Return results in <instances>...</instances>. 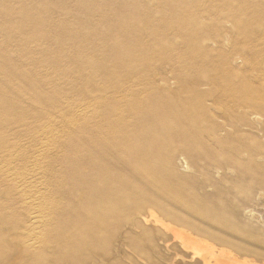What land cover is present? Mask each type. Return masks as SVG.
<instances>
[{
	"label": "bare ground",
	"instance_id": "6f19581e",
	"mask_svg": "<svg viewBox=\"0 0 264 264\" xmlns=\"http://www.w3.org/2000/svg\"><path fill=\"white\" fill-rule=\"evenodd\" d=\"M260 210L264 0H0V264H264Z\"/></svg>",
	"mask_w": 264,
	"mask_h": 264
},
{
	"label": "rangeland",
	"instance_id": "374dc122",
	"mask_svg": "<svg viewBox=\"0 0 264 264\" xmlns=\"http://www.w3.org/2000/svg\"><path fill=\"white\" fill-rule=\"evenodd\" d=\"M163 55L161 56H155L153 55L152 57H149V59L146 60V63L143 65V69H147V68H150V67H154L157 62L159 61V58L162 57ZM171 67L166 64V67H165V70H168L170 71ZM82 103L83 104H87V105H91L92 101L87 99V98H84L82 100ZM39 211V210H38ZM34 212V215L36 216V219H35V223H34V230L32 231V236H31V242H40L42 240V227H41V220H42V217H41V212ZM258 217H259V220H262L264 218V213L260 210V212L257 213ZM233 252L237 253L238 255H245V256H248V257H251L253 259H256V260H261V259H264V256L262 255H257V254H251V253H246L238 248H232Z\"/></svg>",
	"mask_w": 264,
	"mask_h": 264
}]
</instances>
